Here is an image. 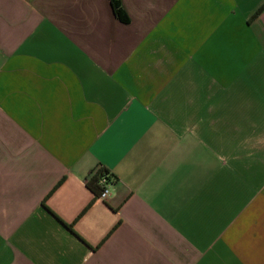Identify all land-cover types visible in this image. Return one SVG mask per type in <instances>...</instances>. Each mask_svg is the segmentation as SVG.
Masks as SVG:
<instances>
[{"label": "crops", "instance_id": "1", "mask_svg": "<svg viewBox=\"0 0 264 264\" xmlns=\"http://www.w3.org/2000/svg\"><path fill=\"white\" fill-rule=\"evenodd\" d=\"M121 5L0 0V264H264V0Z\"/></svg>", "mask_w": 264, "mask_h": 264}, {"label": "trees", "instance_id": "2", "mask_svg": "<svg viewBox=\"0 0 264 264\" xmlns=\"http://www.w3.org/2000/svg\"><path fill=\"white\" fill-rule=\"evenodd\" d=\"M115 16L122 22H128L129 17L126 11L121 5V0H110ZM264 11V5L260 7L251 17L250 21L255 20ZM105 177L107 180L111 181L113 175L111 172L103 165H100L97 170H93L90 178L87 181L88 188L94 193L96 197L99 196L102 190V178Z\"/></svg>", "mask_w": 264, "mask_h": 264}, {"label": "built area", "instance_id": "3", "mask_svg": "<svg viewBox=\"0 0 264 264\" xmlns=\"http://www.w3.org/2000/svg\"><path fill=\"white\" fill-rule=\"evenodd\" d=\"M97 168L95 170H97ZM111 187H112V180L109 181L105 177H103L102 178V190H101L98 198L102 199V200H106L111 193Z\"/></svg>", "mask_w": 264, "mask_h": 264}]
</instances>
